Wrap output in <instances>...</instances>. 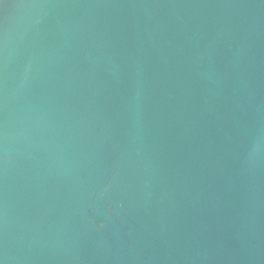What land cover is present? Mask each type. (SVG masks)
<instances>
[{"label":"water","instance_id":"95a60500","mask_svg":"<svg viewBox=\"0 0 264 264\" xmlns=\"http://www.w3.org/2000/svg\"><path fill=\"white\" fill-rule=\"evenodd\" d=\"M0 264H264V0H0Z\"/></svg>","mask_w":264,"mask_h":264}]
</instances>
